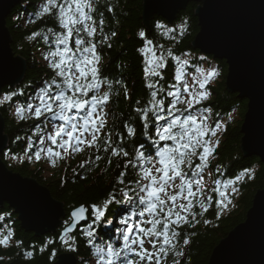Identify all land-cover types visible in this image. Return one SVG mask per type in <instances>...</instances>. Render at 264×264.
Segmentation results:
<instances>
[{
  "label": "snow or ice",
  "instance_id": "1",
  "mask_svg": "<svg viewBox=\"0 0 264 264\" xmlns=\"http://www.w3.org/2000/svg\"><path fill=\"white\" fill-rule=\"evenodd\" d=\"M98 3L39 0L28 23L46 17L54 23L31 32L27 39L42 43L46 75L35 87L27 84L0 92V107H12L19 122L37 123L13 141H24L22 156L11 150L3 155L20 163L43 160L56 167L85 149L94 150L77 165L85 171L101 161L111 166L115 160L119 173L111 190L98 202L69 210L59 244L75 253L83 237L88 258L81 264H184L196 233L183 229L211 224L203 217L213 206L220 219L235 207L238 185L254 179L255 172L244 168L233 173L221 164L212 167L219 137L233 120L232 113L225 120L218 112L213 120V107L206 104L212 96L208 86L220 71L193 63L197 58L188 52L176 54L155 43L144 29L136 33L141 46L135 51L141 57L146 95L131 103L126 117L120 114L119 126L115 122L109 126L114 97L131 102L132 93L122 72L111 77L102 71L100 49L111 48L118 33L104 30L105 14L114 15V6L109 3L101 11ZM155 29L161 37L179 42L188 31V21L174 27L157 22ZM198 61L206 63L207 57ZM15 64L0 59V79H18ZM73 173L78 175L76 169ZM113 206L120 214L109 218ZM10 215L0 214V221ZM13 238L12 228L0 226V247H9ZM22 243L17 240L16 247ZM54 243L48 239L40 251ZM21 255L31 258L33 252ZM55 256L53 249L50 258Z\"/></svg>",
  "mask_w": 264,
  "mask_h": 264
},
{
  "label": "trees",
  "instance_id": "2",
  "mask_svg": "<svg viewBox=\"0 0 264 264\" xmlns=\"http://www.w3.org/2000/svg\"><path fill=\"white\" fill-rule=\"evenodd\" d=\"M39 0H20L6 19V26L11 37V49L15 55L21 57L25 62V73L22 81L14 87H4L1 92H7L32 84L35 87L45 77L47 69L42 60L40 49L42 43L30 42L27 36L42 27L53 26L51 18H45L37 23H28L29 18L33 16L36 5ZM114 6L115 14H105V32L111 30L117 31V36L111 41L112 47L104 46L102 52V71L111 77L123 74L129 90L132 93V100L124 101L121 98L117 100L114 97V103L110 106L113 116L109 119V126L115 122L119 126L120 114L124 113L125 117L130 111L131 103L137 98H143L146 95L141 79L140 60L141 57L136 53L135 49L141 46V41L136 33L144 29L148 38L153 39L155 43L163 44L166 48L171 47L176 54L188 52L192 57L197 58L193 63H201L203 67H216L220 71V76L212 82L208 87L212 92V96L207 105L213 107V120L218 112L220 116L227 120L229 113H232L233 120L227 124V130L220 135V146L217 149L216 158L212 161L213 169L217 164L223 165L233 173H239L244 168L253 169L255 178L245 180L238 185L240 193L235 196V207L229 211H225L220 219H216L215 207L210 208L203 219L212 221L211 224L205 225L202 222L196 228L185 227L183 231L195 232L192 243L186 248V258L184 264H208L209 256L213 248L221 239L238 224L245 220V214L251 207L252 199L257 190L264 188V164L255 156L245 157L240 150V125L242 123L244 113L246 111V100H240L236 93L229 92L224 84L227 67L224 61L213 59L210 55L201 54L199 51L192 49V41L198 32V20L195 16L197 3L189 2L186 7L176 14L175 20L168 24L164 19L154 16L149 23V28H145L142 18L143 0H99L98 8L103 11L107 4ZM188 21V31L183 37H179V42L172 41L167 37H161L155 29L157 22L168 25L169 27L178 26L182 21ZM99 38V37H98ZM200 56L207 57V62H199ZM123 65L121 69L119 66ZM31 91V89H28ZM14 109L7 105L0 107V114L4 119V134L7 137V145L1 154V159L15 173H19L22 177L35 179L40 185L46 187L52 197L63 204L65 209V217L67 218L69 210L74 205L81 203H93L102 200L108 191L111 190L115 177L119 170L115 166V160L111 166H106L105 161H101L98 167H94L91 171H85L77 168V165L85 159L94 150L85 149L83 153L77 154L74 158L60 161L56 167H52L46 161L40 162H17L3 155L4 152L12 151V154L22 156L24 141L14 143L17 135L23 137L29 133V129L37 121L29 120L27 122H19L13 115ZM107 131V129H105ZM73 169H76L78 175H74ZM208 178L206 177V182ZM10 213L4 221H0V226L8 225L14 230V238L11 245L7 248L0 247V256L3 257L2 263L13 264H52L56 261L57 256L67 251L59 244L57 239L62 228L61 226L55 233L42 236H35L32 232L24 231L17 220V216L5 204L0 209V214ZM120 209L113 206L109 212V218L113 215L118 216ZM6 231V229H5ZM105 235H108L105 232ZM48 239H53L56 243L40 251ZM22 241L20 247H16V241ZM87 246L80 238L78 252L74 254L77 264H81L82 260L88 258ZM56 250V256L50 258L51 251ZM24 251H32L31 258H25L21 253ZM170 264V262H169Z\"/></svg>",
  "mask_w": 264,
  "mask_h": 264
},
{
  "label": "water",
  "instance_id": "3",
  "mask_svg": "<svg viewBox=\"0 0 264 264\" xmlns=\"http://www.w3.org/2000/svg\"><path fill=\"white\" fill-rule=\"evenodd\" d=\"M189 2L198 4V32L191 47L225 62L226 89L247 101L240 150L243 156H255L264 164V0H143L144 27L149 28L154 16L171 24ZM19 3L0 0V59L15 61L19 69L18 79H0V92L19 84L25 73V62L12 51L6 26L7 17ZM6 144L0 114V209L6 204L21 228L35 236L55 233L65 217L63 204L35 179L8 169L1 159ZM52 264H77V260L73 253L65 252ZM208 264H264V188L255 192L245 220L213 248Z\"/></svg>",
  "mask_w": 264,
  "mask_h": 264
},
{
  "label": "bare ground",
  "instance_id": "4",
  "mask_svg": "<svg viewBox=\"0 0 264 264\" xmlns=\"http://www.w3.org/2000/svg\"><path fill=\"white\" fill-rule=\"evenodd\" d=\"M201 54H202V53H201ZM204 55H205V54H204ZM6 145H7V144H6ZM60 226H61V225H60ZM60 226H59V227H60ZM59 227H58V228H59ZM61 230H62V228H61ZM60 232H61V231H60ZM224 238H225V237H224ZM63 253H65V252H63Z\"/></svg>",
  "mask_w": 264,
  "mask_h": 264
},
{
  "label": "rangeland",
  "instance_id": "5",
  "mask_svg": "<svg viewBox=\"0 0 264 264\" xmlns=\"http://www.w3.org/2000/svg\"><path fill=\"white\" fill-rule=\"evenodd\" d=\"M15 54V53H14ZM206 68V67H205Z\"/></svg>",
  "mask_w": 264,
  "mask_h": 264
}]
</instances>
